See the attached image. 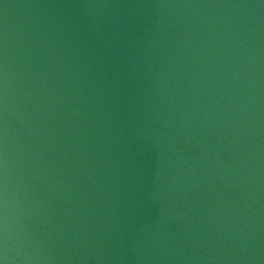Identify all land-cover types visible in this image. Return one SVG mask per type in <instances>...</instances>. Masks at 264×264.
<instances>
[{
    "label": "water",
    "instance_id": "95a60500",
    "mask_svg": "<svg viewBox=\"0 0 264 264\" xmlns=\"http://www.w3.org/2000/svg\"><path fill=\"white\" fill-rule=\"evenodd\" d=\"M0 264H264V65L0 86Z\"/></svg>",
    "mask_w": 264,
    "mask_h": 264
}]
</instances>
